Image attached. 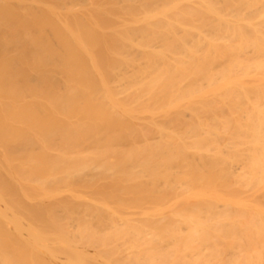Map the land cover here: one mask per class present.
<instances>
[{"label": "bare ground", "instance_id": "obj_1", "mask_svg": "<svg viewBox=\"0 0 264 264\" xmlns=\"http://www.w3.org/2000/svg\"><path fill=\"white\" fill-rule=\"evenodd\" d=\"M0 264H264V0H0Z\"/></svg>", "mask_w": 264, "mask_h": 264}]
</instances>
